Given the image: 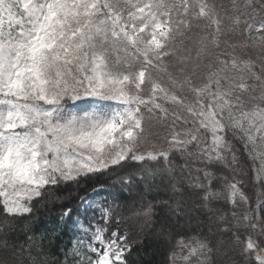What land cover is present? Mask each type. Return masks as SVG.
Wrapping results in <instances>:
<instances>
[{
    "label": "snow or ice",
    "instance_id": "1",
    "mask_svg": "<svg viewBox=\"0 0 264 264\" xmlns=\"http://www.w3.org/2000/svg\"><path fill=\"white\" fill-rule=\"evenodd\" d=\"M241 150L264 181V0H0V264H128L121 223L158 209L168 264H264ZM109 172L164 196L20 240L47 190Z\"/></svg>",
    "mask_w": 264,
    "mask_h": 264
},
{
    "label": "trees",
    "instance_id": "2",
    "mask_svg": "<svg viewBox=\"0 0 264 264\" xmlns=\"http://www.w3.org/2000/svg\"><path fill=\"white\" fill-rule=\"evenodd\" d=\"M251 58L256 60L252 55ZM256 70L258 71V66ZM237 146L239 147V145ZM246 157L243 154V150H241L240 159L241 166L244 167V172L236 171L235 178L240 182L241 189L249 197L250 201H252L250 207L253 206L252 210L255 211L257 203L255 204L253 199H255V194L264 196V181L257 182L252 171L251 161ZM149 163L150 166H155L151 162ZM139 167L141 166L132 165L126 171L135 172ZM120 175H123V173ZM117 180L118 174L109 172L104 175L81 179L79 183H70L66 186L61 185L55 190H47L42 198L33 202L32 214L16 221L20 240L25 239L24 230L31 228L32 232L37 235L45 232L54 235L56 237L55 248H59L61 245H69L80 233L74 229L75 220L79 218L85 219L83 210L81 209V198L88 196L90 192L100 185H104L105 189H107L103 192L108 198L106 202L111 201L115 197L116 203L121 206L127 205L129 208L132 206H140L142 194H144V202L153 200L157 196H164V193H157L155 191L145 194L144 186L139 182H134L130 191H124L121 189ZM262 205L264 206V204ZM244 207L246 208L247 206ZM66 209H71V213L67 217L62 216V213ZM240 210L242 211L241 207ZM157 211L159 214L155 217L156 227L151 231L147 228L141 231L140 224L142 221L135 217L125 219L121 223L119 230L124 233L127 230L128 241L132 245L131 252L126 256L128 264H168L169 246L156 234V229L163 222L164 210L158 209ZM122 214L125 217H129L130 211L128 209H122ZM261 214H264V209ZM114 227L115 224H113ZM206 232L207 229H205ZM185 234L187 233L185 232Z\"/></svg>",
    "mask_w": 264,
    "mask_h": 264
},
{
    "label": "rangeland",
    "instance_id": "3",
    "mask_svg": "<svg viewBox=\"0 0 264 264\" xmlns=\"http://www.w3.org/2000/svg\"><path fill=\"white\" fill-rule=\"evenodd\" d=\"M251 55L253 56V58L256 59L255 52H252ZM257 64H258V62H257ZM258 71H259V66H258ZM249 167H248V169H249ZM241 169H243V171H241ZM236 171L242 173V172H244V167H242L240 164V167L237 168ZM106 190H102V191H98V192L93 190L92 192L89 193L88 196L83 197V198H87V201L90 203L87 207H85L81 203V209L83 210V216L85 217V219L79 218V219L75 220L74 229L76 231L80 232L79 235H82L81 226H83L84 228H88L89 225L93 224L94 220H99L100 213H99V209L96 207V204L97 203H100V204H107L108 203L105 200L106 196L103 194V192H105ZM253 201L255 204L257 203V205H258L261 203V201H264V196H259L258 194H255V199H253ZM250 202H251L250 205H252V201H250ZM241 208L243 211L245 207L241 206ZM251 208H253V206ZM263 209H264V206L263 205L261 206V204H260V208H259L260 213L262 212ZM120 234L123 235L124 232L120 231Z\"/></svg>",
    "mask_w": 264,
    "mask_h": 264
}]
</instances>
